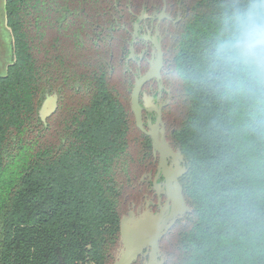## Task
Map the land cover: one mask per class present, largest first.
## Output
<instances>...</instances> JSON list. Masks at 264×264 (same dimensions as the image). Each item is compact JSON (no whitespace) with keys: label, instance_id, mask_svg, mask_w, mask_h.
Listing matches in <instances>:
<instances>
[{"label":"trees","instance_id":"trees-1","mask_svg":"<svg viewBox=\"0 0 264 264\" xmlns=\"http://www.w3.org/2000/svg\"><path fill=\"white\" fill-rule=\"evenodd\" d=\"M229 2L193 0L170 51L166 121L192 212L164 239L166 264H264V126L198 79ZM101 3L6 0L16 60L0 75V264H113L120 218L154 166L128 94L67 53ZM48 87L61 100L44 124Z\"/></svg>","mask_w":264,"mask_h":264},{"label":"flooded vegetation","instance_id":"flooded-vegetation-1","mask_svg":"<svg viewBox=\"0 0 264 264\" xmlns=\"http://www.w3.org/2000/svg\"><path fill=\"white\" fill-rule=\"evenodd\" d=\"M102 2L95 15H88L75 25L76 29L82 32L78 36L77 45L73 41L69 43L67 50L69 57L74 58L76 53L79 58L83 56L91 67H100L101 73L106 75L107 80L114 81L120 89L128 94L131 107V94L136 80L151 69L152 62L157 58L158 47H160L163 53L161 78H152L145 82L139 94L140 104L144 108L143 120L147 127L148 121L150 119L155 121L157 116L156 112L146 109V97H153L158 106L162 102L168 101L162 109L165 136L175 151L178 149L182 151L181 146L172 139L170 133L173 130L171 131L166 121V109L172 104L173 98L169 63L170 51L174 48L186 20L193 11V0H102ZM55 93L58 95L57 112L61 100L59 90L48 87L45 90L44 100L47 95ZM153 158L154 166L142 174L138 182V194L128 200L126 211L122 216L128 215L130 212L139 216L147 209L157 213L169 201V198L164 194L167 190L166 179L161 175L158 181L156 180L160 156L159 154L155 155L154 150ZM185 159L186 164L183 165L188 166V160L186 157ZM172 162L173 158H168L169 165ZM184 176L179 179L183 191ZM186 202L190 206L187 199ZM189 213L184 214L183 217L179 216L160 241L159 260L163 257L168 260L164 239L179 225H186ZM120 238L114 251L115 259L121 248ZM151 250V248H145L132 264H146L150 260Z\"/></svg>","mask_w":264,"mask_h":264},{"label":"water","instance_id":"water-1","mask_svg":"<svg viewBox=\"0 0 264 264\" xmlns=\"http://www.w3.org/2000/svg\"><path fill=\"white\" fill-rule=\"evenodd\" d=\"M4 8H6V0ZM158 49L157 58L152 62L151 69L136 80L131 94V110L134 113L137 127L151 138L154 154L160 156V166L156 180L158 181L161 175L166 179L165 186L167 190L164 194L169 198V201L157 213L147 209L139 216H136L133 212L122 216L120 219L121 248L113 264H132L145 248L152 249L150 260L146 264H166L165 257L161 260L158 259V256L161 255L160 241L172 228L179 216L183 217L184 214L192 211L186 202L183 187L179 181L189 171L188 166L183 165L186 164L185 156L181 149L175 151L165 136L162 109L168 101L162 102L158 106L155 104L153 97H146V109L157 113L156 120L150 119L147 127L143 120L144 108L139 101L142 85L152 78H161L163 53L160 47ZM14 61L12 60L7 69ZM57 108L58 95L56 93L47 95L39 109V116L44 124H47L48 119L55 114ZM168 158H173L171 165L168 163Z\"/></svg>","mask_w":264,"mask_h":264},{"label":"clouds","instance_id":"clouds-1","mask_svg":"<svg viewBox=\"0 0 264 264\" xmlns=\"http://www.w3.org/2000/svg\"><path fill=\"white\" fill-rule=\"evenodd\" d=\"M209 71L198 79L221 96L255 109L264 126V0H231L206 50Z\"/></svg>","mask_w":264,"mask_h":264},{"label":"rangeland","instance_id":"rangeland-1","mask_svg":"<svg viewBox=\"0 0 264 264\" xmlns=\"http://www.w3.org/2000/svg\"><path fill=\"white\" fill-rule=\"evenodd\" d=\"M5 0H0V75H4L7 66L14 58L13 39L6 24Z\"/></svg>","mask_w":264,"mask_h":264}]
</instances>
